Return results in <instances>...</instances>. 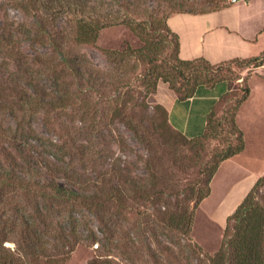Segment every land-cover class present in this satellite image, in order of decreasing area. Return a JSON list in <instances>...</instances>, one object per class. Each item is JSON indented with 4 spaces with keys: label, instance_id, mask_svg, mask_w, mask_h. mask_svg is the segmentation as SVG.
I'll use <instances>...</instances> for the list:
<instances>
[{
    "label": "trees",
    "instance_id": "trees-1",
    "mask_svg": "<svg viewBox=\"0 0 264 264\" xmlns=\"http://www.w3.org/2000/svg\"><path fill=\"white\" fill-rule=\"evenodd\" d=\"M12 1L15 8L32 18L34 23L27 27L25 23L0 22V56L7 55L12 61L8 64H0V110H10L15 119L14 126L0 133V140L7 144V146L1 145L0 148V264H67L78 247L86 246V243H94L97 240L85 212L95 211L97 214L99 209L103 210L111 204H118L127 209L126 205L131 200L130 197L148 200L153 210L156 211L155 214L140 213L150 218L147 228L151 235L157 237L160 233L166 236L164 232H160L161 228L184 232V235L189 234L193 224L194 210L191 211L187 206L181 207V211H172L166 207L162 211L155 210V203L163 202L168 205L167 200L174 196L168 193H175V197L179 195L178 193H191L190 197H186L190 198V201L195 193H202L196 197L198 198L196 205L200 204L211 192V182L219 164L244 150L243 139L238 138L237 146L229 145L227 149L215 155L212 162H206L205 167L200 168L198 173L201 179L188 182L183 185V188L174 181L175 179L168 176V171L158 168L152 162L153 159L155 162L156 159H163V157L154 156V149L151 147L149 150L152 156L151 160L147 161L146 176L135 177L132 164L126 162L122 166L121 163H114L112 176L108 177L107 173L101 175L104 183H114L108 193L92 181H83L73 168L71 161L74 158L71 155L80 156L83 159L80 161H87L84 170H89L90 165V168L94 169L98 161L105 163V159L93 154L95 144L92 139L87 140L86 145H77V142L78 136L84 131L91 132L93 136H100L101 128L97 126L98 124L103 125L108 119V116L102 113L101 107L111 102L107 93L111 85L104 78L97 77L99 73L89 66L87 60L84 64H80L69 58L67 55L69 49H66V44H72V41L74 45L91 46L95 44L99 38V31L105 27L96 26L94 23H97V20L94 18H98L97 16L102 18L105 15L102 14V12L105 13V1L112 2L111 7L119 9H116L118 11H115L112 17H117V14H120L121 9L125 7L130 14H136L140 8L139 3L136 0ZM206 1L209 2V8L196 9L185 3L173 4L168 7L167 11L159 12L149 23L150 38L159 36L157 32L162 29L175 40V54L171 62H166L165 67H160L163 69L159 75L161 82L158 79L151 92L155 98H158L155 110L161 112L169 132L177 135L183 144L198 143L202 146L208 139L206 131L213 112L209 116L205 134L199 138L190 139L171 126L169 110L165 103L167 102V91L174 93L179 100H187L194 96L201 85L214 86L221 81H229L221 77L220 71L228 63L239 60L214 65L204 58L191 61L181 59L180 39L169 28L168 19L177 14H209L230 5H222L221 0ZM98 3L101 7H98ZM81 4L84 9H81ZM61 13H67L69 17L83 14L84 17L79 21L77 18L73 19L72 37L68 39L71 41L66 40L69 43L65 42V37L61 33L56 36L60 37L62 42L53 41L52 32L47 31V27L56 28L59 20L53 18ZM104 18V20L107 19V17ZM128 18L130 21L127 25L137 32L140 23L136 19ZM28 43L49 46L52 49L50 57L42 56L31 59L25 56L22 49L24 44ZM117 55L122 58L124 56L122 53ZM239 61H247L249 65L255 62V67L259 68L264 65V53L256 58ZM11 66L15 69H11ZM36 66L40 67L38 74L54 76L53 81L57 89L54 93H47L36 83ZM1 67L7 69L2 71ZM66 70L70 73V77L77 81L78 92L73 96L69 91L71 85L62 82L60 77H57L58 73L65 75ZM178 79L183 82L182 85L185 88H178L174 84L173 81L177 82ZM96 96L99 100L94 103ZM77 104L82 105L85 111L83 116L87 119L81 122L87 125L90 121L88 122L90 129L88 126L82 127L80 132L78 130L73 135L71 132L64 134L63 131L64 136L59 137V143L45 140L38 135L35 121L41 113L49 116L54 112H65L68 106ZM123 110L124 107L120 109L122 113ZM121 114L118 109L112 111V116L108 113L111 118L120 116L122 120ZM1 126L0 122V128ZM120 144L123 146L124 142L121 141ZM173 149L176 150L172 154L177 158L179 149ZM202 151L205 152V147ZM191 153L194 154V158L185 157L190 164H184L181 167L185 174H189L194 167L192 165L194 159L201 156L198 150L191 151ZM261 186H264V176L256 183L238 209L227 219L225 235L227 240L230 238L226 241L227 248L232 252L230 264H264V205L260 204L256 196ZM91 188L94 190L91 191ZM62 207L66 209H61ZM152 216L157 217V220L151 219ZM97 218L103 225L109 242L113 244L117 236L114 228L117 224L111 219L106 221L98 214ZM85 232H88L86 237ZM11 243L15 246H9ZM157 245L161 255L172 256V247L165 246L158 240ZM189 247L193 246L189 245ZM149 249L150 252L153 251L151 247ZM192 252L194 258L197 249L193 248ZM156 254L151 252L155 264H163L161 260L156 259ZM208 260L210 264H227L224 251ZM189 261L188 259L187 263ZM190 262L188 264H191Z\"/></svg>",
    "mask_w": 264,
    "mask_h": 264
},
{
    "label": "rangeland",
    "instance_id": "rangeland-1",
    "mask_svg": "<svg viewBox=\"0 0 264 264\" xmlns=\"http://www.w3.org/2000/svg\"><path fill=\"white\" fill-rule=\"evenodd\" d=\"M136 1L140 7L136 14H130L125 7L121 9L117 17H112V15L119 9L111 7L112 2L105 1V13L102 12L105 15L102 18L99 16L94 18L97 20V23H94L96 26L105 27L99 31V38L95 44L91 46L74 45L73 41L72 44H66V49H69L67 53L69 58L80 64H84L87 60L89 66L95 69L96 73H99L97 77L104 78L111 85L107 91L111 102L105 103L106 106L101 107L102 113H105L108 119L103 125L98 124L97 126L101 128L100 136H93L91 132L84 131L82 135L78 136L77 142V145H86L87 140L92 139L95 144L93 154L105 159V163L98 161L94 169L93 167L91 169L90 165V167L88 166L89 170H84L87 161H80L83 160L80 156L71 155L74 158L71 163L75 171L78 172L83 181H92L93 184L104 188L105 192L108 193L114 183H104L101 175L107 173L110 177L114 163H121L122 166L128 162L132 164L135 177L146 176L147 161L151 160L152 156L149 150L151 147L154 149V156L163 157V159H156L155 162L153 159L152 162L158 168L168 171V176L175 179L174 181L183 188L184 184L201 179L198 177L200 168H204L206 162H212L214 156L221 153L223 149H227L229 145L237 146L238 138L243 139L244 150L234 156L237 157L235 162H226L227 160H225L219 164L211 182V192L200 204L196 205L198 199L196 197L202 193H195V198L192 197V201L190 198H186L190 197L191 193H178L177 197H175V193H168L171 196L174 195L170 200H167L168 205L163 202L155 203V210L160 209L162 211L166 207L172 211H181V207L184 206L189 207L191 211L194 210L193 224L189 234L184 235V232L161 228L160 232H164L166 236L160 233L157 237L151 235L148 232L149 228H147L150 218L140 213L155 214L156 211L153 210L148 200L130 197L131 200L126 205L127 209L118 204H111L103 210L99 209V213H97L106 221L111 219L117 224L114 227L117 236L114 238L113 244L109 242V237L99 222L96 212H85L97 240L94 243H86V246L78 247L67 264H155L151 252L157 253L156 259L161 260L163 264H188L190 261L191 264H210L208 259L221 254L223 251L227 256V264H230L232 252L226 246V241L230 238L227 240L225 235L227 219L243 201L232 213H230V209L217 213V206L226 195L224 192L232 184V181L242 176L243 173L240 172L239 168L245 170L252 166L259 170L261 175L264 173V68L259 67L258 71L255 62L249 65V62L239 60L225 65L220 74L221 77L230 81L231 91L219 101L213 110L210 125L206 131L208 139L204 146L198 143L183 144L177 135L169 132L161 112L155 110L158 98L151 94L153 86L163 72L160 67H165L166 62H171L175 54V40L162 29L157 32L159 36L150 38L149 23L159 12L167 11L168 7L173 4L185 3L196 9H202L209 8V2L206 0ZM220 3L222 5L230 4L229 0H221ZM100 4L102 5L101 2ZM100 4L98 3V7H101ZM80 7L82 9L83 4ZM104 17L111 18L104 20ZM128 17L136 19L140 23L137 32H134L127 25L130 21ZM74 18H77L78 21L84 19L83 14L69 17L67 13H61L53 18L59 20L56 23V28L47 27V31L52 32L53 41L62 42L60 37L56 36L60 33L65 37V42L72 37L71 29ZM3 21L10 24L25 23L27 27L34 23L32 18L15 8L12 0H0V22ZM22 51L25 56L32 59L33 57H50L49 54L52 49L49 46L28 43L24 44ZM118 53H122L123 58L118 56ZM157 60L158 62H155ZM11 62V57L0 56V64ZM4 69L7 68L1 67L2 71ZM11 69L14 70L15 68L11 66ZM38 70L40 71V67L36 66V83L47 93H54L57 90L53 81L54 76L48 77L41 73L38 74ZM65 72H67L65 75L58 73L57 77H60L62 82L71 85L69 91L73 96L78 92L77 81L70 77L67 70ZM173 82L178 88H185L181 80L178 79L177 82L175 80ZM222 83L219 82L218 84L221 85ZM247 90L249 92L246 93ZM221 93L222 91H218V94ZM97 100L99 97L96 96L94 103H97ZM122 107H124L123 113L120 111ZM117 109L120 114L122 113V120L119 118L120 116L110 117L112 111ZM84 112L82 105L79 104L78 106L77 104L68 106L65 112H54L49 116L41 113L38 120L35 121V129L41 138L59 143V137L64 136L66 132H71L73 135L78 130L80 132L82 127L91 128L88 123L90 121L87 122V125L81 122L83 119L87 121L83 116ZM124 121L128 124H125ZM0 122L2 124L1 134L8 127L15 125V119L10 110H0ZM94 133L97 134L95 131ZM200 134L196 138L205 134L204 127H200ZM121 141L124 142L123 146L120 144ZM1 145L7 146L0 140V148ZM204 147L205 152L202 151ZM173 148L179 149L177 158L172 154L176 150ZM197 150L201 156L194 159L192 163L194 167L189 174H185L181 167L184 164H190L185 157L194 158L191 151L196 152ZM92 190L94 189L91 188ZM256 196L260 204L264 205V186L260 187ZM61 209H66V207ZM151 219L157 220V217L152 216ZM87 234L88 232H85V237ZM157 240L165 246L172 247V256L161 255ZM189 245L193 247H189ZM9 246L14 247L15 245L11 243ZM150 247L153 249L151 252ZM193 248L197 249L194 258ZM188 259L190 261L187 263Z\"/></svg>",
    "mask_w": 264,
    "mask_h": 264
},
{
    "label": "crops",
    "instance_id": "crops-1",
    "mask_svg": "<svg viewBox=\"0 0 264 264\" xmlns=\"http://www.w3.org/2000/svg\"><path fill=\"white\" fill-rule=\"evenodd\" d=\"M168 26L179 36L180 57L185 61L204 58L217 65L237 59L249 60L264 53V0H238L227 8L204 15L177 14L168 19ZM221 82V85H201L187 100H179L167 91L165 104L171 126L190 139L201 135L200 127L206 130L210 114L231 91L229 81ZM235 160L237 157L226 162ZM239 170L242 176L232 181L224 192L226 195L218 204L217 213L226 209L232 213L264 176L252 166Z\"/></svg>",
    "mask_w": 264,
    "mask_h": 264
},
{
    "label": "built area",
    "instance_id": "built-area-1",
    "mask_svg": "<svg viewBox=\"0 0 264 264\" xmlns=\"http://www.w3.org/2000/svg\"><path fill=\"white\" fill-rule=\"evenodd\" d=\"M238 2V0H229V3L230 4H235V3H237ZM97 247H98V245H97Z\"/></svg>",
    "mask_w": 264,
    "mask_h": 264
}]
</instances>
